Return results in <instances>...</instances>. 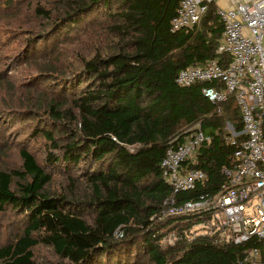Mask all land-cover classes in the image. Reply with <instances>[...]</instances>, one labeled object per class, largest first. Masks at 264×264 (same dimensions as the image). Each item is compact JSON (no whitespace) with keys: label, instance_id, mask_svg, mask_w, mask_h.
Wrapping results in <instances>:
<instances>
[{"label":"trees","instance_id":"1","mask_svg":"<svg viewBox=\"0 0 264 264\" xmlns=\"http://www.w3.org/2000/svg\"><path fill=\"white\" fill-rule=\"evenodd\" d=\"M20 1L6 0L10 5L4 7ZM42 1L31 7L53 22L33 30L17 57L29 58L26 81L18 88L8 85V70L0 69V142L17 127L47 143L43 159L22 146L20 167L0 170V214L16 222L0 241V264H41L34 253L39 246L52 248L58 264H234L252 247L260 249L264 262V242L187 238L184 232L199 216L159 220L172 195L161 168L169 148L182 144L199 124L208 138L186 163L203 170L207 181L179 194L182 203L221 190L222 170L232 165L245 138L235 137L237 145L228 140L227 122L238 133L244 130L235 97L216 105L203 94L218 82H176L180 71L210 60L230 63L229 55L217 52L224 30L218 5H210L199 24L172 31L180 0ZM80 35L93 37L89 55L72 70L50 68L60 55L59 43ZM11 38L10 30L0 28V63ZM75 54H82L80 48ZM41 55L47 64L40 65ZM48 166L66 174L77 169L86 189L68 174L66 190L52 194L56 173ZM5 233L0 229V238ZM169 235L180 239L164 244Z\"/></svg>","mask_w":264,"mask_h":264},{"label":"built area","instance_id":"2","mask_svg":"<svg viewBox=\"0 0 264 264\" xmlns=\"http://www.w3.org/2000/svg\"><path fill=\"white\" fill-rule=\"evenodd\" d=\"M219 0H180L172 31L201 22L210 5ZM231 5L216 11L224 30L217 52L229 55L227 66L210 60L204 66L180 71L176 82L190 86L198 82H218L205 87L203 94L216 105L233 95L240 108L244 140L232 157V165L222 170L226 180L215 195L197 201H181L179 194L189 192L207 181L201 169H188L202 144L208 140L201 124L187 133L185 141L167 150L161 163L163 180L171 185L172 195L165 199L159 220L167 217L199 216L200 220L185 235L214 237L219 244L243 245L252 240L264 242V0H225ZM220 111V108L218 109ZM228 140L237 145L234 128ZM123 237L122 233L117 234ZM180 236L169 235L164 244L174 245ZM234 264H264L261 251L252 247Z\"/></svg>","mask_w":264,"mask_h":264},{"label":"rangeland","instance_id":"3","mask_svg":"<svg viewBox=\"0 0 264 264\" xmlns=\"http://www.w3.org/2000/svg\"><path fill=\"white\" fill-rule=\"evenodd\" d=\"M11 1V0H10ZM38 0H21L18 3H15L12 5V8L4 7V3L9 4V2H6V0H0V28L1 29H8L12 32V38L11 41H7L6 43H9V46H7V49L4 50L1 54L3 60L0 63V69L8 70L6 74L10 77V82L8 85H15L16 88L19 87V83L21 82V79L26 77L24 71L26 70V64L28 62L29 58H26L25 54L20 57L19 59L17 57L20 56V52L24 47V43L28 42V39H32L34 36L31 34L33 30L35 32L42 31L43 29L49 28L50 24L53 22L52 20H46L44 18H40L39 15L35 12V7H31V4H34ZM30 2V3H29ZM47 0H43L42 3H46ZM10 5V4H9ZM20 6V7H18ZM49 7H46L49 9ZM5 10H9L7 14H9L8 17L4 18V15L6 13H3ZM2 17V18H1ZM5 19H8L5 21ZM42 26H45L44 28ZM19 29H25V32H19ZM80 41V42H79ZM93 37L89 36L86 38H83V36L79 37H69L62 41V43H59V52L60 55L58 58H52L50 60L51 67L50 68H58L61 70H72L79 65V60L83 56H87L88 51L91 49V45L93 44ZM51 46H55L56 43L52 42L50 43ZM32 46V45H29ZM81 50L82 54L74 55L73 49ZM30 55V53H27V56ZM81 55V56H80ZM231 58V57H230ZM43 59V60H42ZM37 60H41L39 63L40 65L47 64L48 60H45L43 58V55L37 56ZM26 62V63H25ZM231 62V61H230ZM24 74V75H23ZM18 92L21 94V96L24 95V92L21 90V87L19 88ZM29 92V91H27ZM2 94L5 93L3 90L1 92ZM16 96L18 97V93L16 92ZM4 101V100H3ZM1 116V112H0ZM9 114H4V117L7 119L9 118ZM15 117V116H14ZM14 117L12 120H14ZM231 127L234 128L233 123L227 122L226 130L230 133ZM16 132L11 133L10 135L6 134L7 140L4 144L0 142V170L7 171L10 168H19L21 165V158L18 149L22 146L27 147L30 149L33 153L36 155L38 154V157L40 159H43L44 154L43 151L46 148L47 143L42 137H36L34 134H31V131H24L21 128H15ZM24 131V132H23ZM234 133L237 134V136L242 135L241 133H238L234 128ZM18 136V137H17ZM23 144V145H21ZM53 172H55V183L51 185V190H49L52 194H55V192H61L66 190V184H68V174L73 175L74 181L77 182V184L82 188L86 189L85 181L82 180L80 177H78V170H72L66 174L62 168L58 166H48ZM77 177V178H76ZM11 222V219H8L7 216L0 214V229H6V232L4 234V237L2 236L0 238V241L2 242L5 237L7 240L9 235L12 234L13 231H11L13 224L16 222ZM120 232H117L119 234ZM35 257L38 263L41 264H58L59 260L57 256L55 255L52 248L46 247V246H39L34 251Z\"/></svg>","mask_w":264,"mask_h":264},{"label":"crops","instance_id":"4","mask_svg":"<svg viewBox=\"0 0 264 264\" xmlns=\"http://www.w3.org/2000/svg\"><path fill=\"white\" fill-rule=\"evenodd\" d=\"M231 5V3L225 1V0H219L218 1V6L220 7H229Z\"/></svg>","mask_w":264,"mask_h":264}]
</instances>
